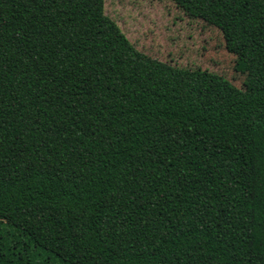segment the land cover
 I'll return each instance as SVG.
<instances>
[{"label": "trees", "instance_id": "16d2710c", "mask_svg": "<svg viewBox=\"0 0 264 264\" xmlns=\"http://www.w3.org/2000/svg\"><path fill=\"white\" fill-rule=\"evenodd\" d=\"M173 1L244 87L105 0H0V264H264V0Z\"/></svg>", "mask_w": 264, "mask_h": 264}, {"label": "rangeland", "instance_id": "374dc122", "mask_svg": "<svg viewBox=\"0 0 264 264\" xmlns=\"http://www.w3.org/2000/svg\"><path fill=\"white\" fill-rule=\"evenodd\" d=\"M105 13L141 52L174 66L205 69L244 87L222 31L173 0H105Z\"/></svg>", "mask_w": 264, "mask_h": 264}]
</instances>
